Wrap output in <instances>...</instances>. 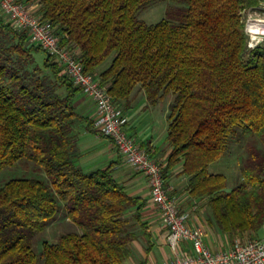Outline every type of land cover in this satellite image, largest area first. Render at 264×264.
<instances>
[{"label":"trees","instance_id":"16d2710c","mask_svg":"<svg viewBox=\"0 0 264 264\" xmlns=\"http://www.w3.org/2000/svg\"><path fill=\"white\" fill-rule=\"evenodd\" d=\"M17 1L38 4L35 15L123 110L136 86L152 105L172 94L162 172L181 164L188 195L206 198L210 224L229 243L258 235L264 227V44L248 48L242 12L261 0H170L182 4L175 18L154 24L138 13L156 0ZM38 51L0 12V171L31 163L35 173H45L0 185V264H123L136 229L146 227L142 203L116 182L111 166L84 171L77 165V134L82 122L87 129L93 122L76 111L80 88L60 75L53 56L34 64ZM238 132L255 137L261 149L247 147L241 180L226 190V177L208 165ZM61 206L78 231L43 241L36 254L34 235Z\"/></svg>","mask_w":264,"mask_h":264},{"label":"built area","instance_id":"2783aa9c","mask_svg":"<svg viewBox=\"0 0 264 264\" xmlns=\"http://www.w3.org/2000/svg\"><path fill=\"white\" fill-rule=\"evenodd\" d=\"M0 12L9 25L25 31L28 40L53 56L64 75L95 104V128L107 137L124 162L147 177L150 201L158 208L166 227L170 258L161 264H264V235L235 240L227 249L211 250L204 241L200 224H187V214L178 199L165 186L162 166L125 130V115L114 103L106 88L92 74L83 70L73 52L61 46L53 26L35 15L33 8L17 0H0ZM248 48L264 44V5L242 12Z\"/></svg>","mask_w":264,"mask_h":264},{"label":"crops","instance_id":"0c3cea01","mask_svg":"<svg viewBox=\"0 0 264 264\" xmlns=\"http://www.w3.org/2000/svg\"><path fill=\"white\" fill-rule=\"evenodd\" d=\"M28 5L35 11L38 7L36 2H29ZM97 71L100 70L97 69ZM172 98L173 95L168 94L152 105L148 103L145 92L139 86H136L130 95L128 109L123 110L126 119V132L128 130L129 135L152 152L153 156H151L153 158L160 159L163 163L166 162V157L170 152V146L165 137L169 123L167 117L168 105ZM73 104L79 114L93 122L90 129H87L85 122H82L77 134L75 140L78 152L77 165L84 171L111 166L112 176L116 182L121 184L130 196L138 197L142 203L140 217L146 227L136 229L137 238L131 243L130 255L124 260L123 264H127V262L129 264H161L167 261L171 253L166 243V227L162 223L158 208L150 201L147 177L128 166L112 142L95 128L96 107L89 97L79 91L74 97ZM156 107H159L160 112L159 126L154 124L155 121L152 116V112ZM139 119H143L144 123L140 124ZM180 171V163L168 170L165 173V186L171 195H174L179 202L184 204L193 198L186 191L187 176L181 174ZM179 208L182 213L187 214V224L197 225L196 219L191 217L190 210L181 206ZM133 209L131 208L128 213L132 212ZM191 209H194L193 206ZM204 230V241L208 247L212 245L213 250H223L229 247V245H226V237L218 229L220 233L214 231L216 238L214 244L211 241L210 230L206 228Z\"/></svg>","mask_w":264,"mask_h":264},{"label":"rangeland","instance_id":"374dc122","mask_svg":"<svg viewBox=\"0 0 264 264\" xmlns=\"http://www.w3.org/2000/svg\"><path fill=\"white\" fill-rule=\"evenodd\" d=\"M259 5H264V0H261L259 2ZM182 4L173 2L170 0H156L150 3L146 8L141 10L138 13V18L142 21H144L147 24H154L161 19H174L175 18V9L180 8ZM252 49V48H250ZM44 50L38 51L34 53V64H37L39 66H42L43 59L45 57ZM112 58V55L108 56L99 66L98 70H102L105 67L108 66L110 60ZM51 61H55L53 57H51ZM59 66V65H58ZM49 72V71H45ZM60 75H62V70L60 69ZM165 101V100H164ZM122 103V102H121ZM122 105V104H121ZM151 111V110H150ZM153 113V119L155 121V125L159 126V107L155 108ZM143 119H139L140 124L144 123L142 121ZM127 132H129L127 130ZM131 134V133H130ZM254 146L258 149H261L260 142L253 136H243L240 132H238V135L232 139L231 143L228 146V149L217 161L211 162L208 165V171L211 173H222L226 177V190H230L234 186H236L242 177L241 173V167L244 160L247 158V147L248 146ZM149 151V150H148ZM150 155H152V152H150ZM153 156V155H152ZM159 163H161L162 170L165 167V163H163L160 159L155 158ZM32 164L28 163L27 165L16 163L13 166L5 167L0 171V185L3 184V182L9 178H17V177H35V178H43L45 176V173L37 172L35 173L31 168ZM163 178L165 182V174L163 173ZM179 207L181 206L184 209H188L191 211V217L196 219L197 224H201L204 228L209 229L211 233V241L212 243H216L214 231H217V233H220L215 226L210 224L209 221L211 215L210 208L206 204V198H195L191 199L189 202L184 203L179 202ZM193 206V210L191 209ZM69 231H78V228L72 223L71 221H68L67 218L64 216V209L61 206L60 210L54 217L53 221H51L46 228L34 235L31 244L34 252L36 254H39L41 251V244L43 241H46L48 243H54L58 239V237ZM264 235V227L259 231L258 235L253 234L252 237H248L245 235L243 238H237V240H246L249 238H256V237H262ZM226 245H231L228 241H226ZM211 250H213V246L209 247ZM129 264V262H127Z\"/></svg>","mask_w":264,"mask_h":264}]
</instances>
